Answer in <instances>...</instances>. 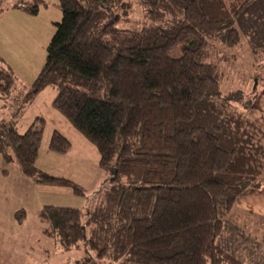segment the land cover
Here are the masks:
<instances>
[{"label":"trees","instance_id":"obj_1","mask_svg":"<svg viewBox=\"0 0 264 264\" xmlns=\"http://www.w3.org/2000/svg\"><path fill=\"white\" fill-rule=\"evenodd\" d=\"M139 1L148 24L129 30L117 26L124 0H58L62 19L22 106L56 88L54 107L96 146L109 175L93 207L44 205L42 233L63 251L85 248L77 264H243L229 249L233 208L264 187V123L223 92L221 63L241 40L263 62L264 0ZM42 5L14 7L35 15ZM16 87L0 55V98ZM21 114L0 119L3 160L36 184L85 196L37 167L44 118L20 132ZM71 146L52 133L49 150ZM26 216L15 213L20 223Z\"/></svg>","mask_w":264,"mask_h":264},{"label":"rangeland","instance_id":"obj_2","mask_svg":"<svg viewBox=\"0 0 264 264\" xmlns=\"http://www.w3.org/2000/svg\"><path fill=\"white\" fill-rule=\"evenodd\" d=\"M24 1L32 0H16L15 3ZM44 1L46 5H42L35 15L18 7L12 8V0L1 5L0 55L14 68L18 87L0 98V119L8 112H22L17 127L23 132L37 117L44 118L43 124L36 125L43 126L37 167L73 180L84 188L85 196L76 195L67 187L37 185L31 179L19 176L16 164L1 160L11 174L5 181L0 179V221L5 225V228L0 225V264H77L85 256V248L63 251L59 244L42 233L44 225L37 212L44 205L82 210L93 207L98 202L97 191L109 175L100 166L96 146L54 107L56 88L43 89L22 106L24 92L45 63L47 46L56 31L55 23L62 19L58 0ZM124 2L129 6L116 10L120 15L117 26L129 30L146 26V9L140 1ZM229 54L230 58L221 63L223 92L238 95L236 106L264 123V59L256 63L244 40ZM55 130L71 141L69 152L60 154L49 150ZM21 208L27 212L23 226L16 223L9 228L8 219ZM233 212L240 219L232 223L235 232L233 237L229 236L232 237L229 249L243 264H264V188L248 191L236 202Z\"/></svg>","mask_w":264,"mask_h":264},{"label":"crops","instance_id":"obj_3","mask_svg":"<svg viewBox=\"0 0 264 264\" xmlns=\"http://www.w3.org/2000/svg\"><path fill=\"white\" fill-rule=\"evenodd\" d=\"M15 1H16V0H12V2H13V4H11V7H12V8H14V5L18 4V3H15ZM1 160L4 161L3 158H2L1 155H0V162H1V164H0V179H1L2 181H5V180L8 179V177L10 176L11 173H10V170L7 169V167H6V165H5L6 162L4 161L5 163H3ZM17 170H18L17 172H18L19 176H24V175L19 171L18 168H17ZM37 185H38V184H37ZM262 188H264V187H262ZM21 209H22V208H21ZM19 210H20V209H19ZM39 210H40V209H39ZM39 210H38V211H39ZM17 211H18V210H17ZM17 211H16V212H17ZM16 212H15V213H16ZM15 213H14L13 215H11V217L8 219V221L10 222V223H9V228H10V227H13V225L16 224V223H17V224L19 223L20 225H22V224L25 222V221H24V222H21V223L18 222V221L16 220V218H15ZM12 216H13V217H12ZM0 225L3 226V224H2L1 221H0ZM22 226H23V225H22ZM3 227L5 228V225H4Z\"/></svg>","mask_w":264,"mask_h":264}]
</instances>
